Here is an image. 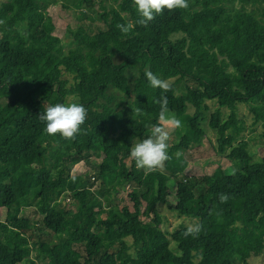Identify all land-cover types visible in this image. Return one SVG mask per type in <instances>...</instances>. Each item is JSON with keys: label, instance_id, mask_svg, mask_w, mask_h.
Returning <instances> with one entry per match:
<instances>
[{"label": "trees", "instance_id": "obj_1", "mask_svg": "<svg viewBox=\"0 0 264 264\" xmlns=\"http://www.w3.org/2000/svg\"><path fill=\"white\" fill-rule=\"evenodd\" d=\"M105 1L92 16L61 2L75 18L64 45L50 13L35 11L23 26L15 0H0V264H249L264 253V145L254 161L238 110L248 106L264 128V0H188L187 9L164 10L127 36L116 25L139 18L132 0ZM146 69L194 87L154 89ZM162 96L182 121L172 140L189 151L207 124L217 136L210 148L233 171L189 176L179 143L169 144L164 168H136L131 145L157 123ZM73 101L87 109L76 138L45 134L44 109ZM136 107L147 115L133 116ZM89 157L98 161L95 189L89 174L73 173ZM126 192L131 205L120 199ZM159 205L201 231H165Z\"/></svg>", "mask_w": 264, "mask_h": 264}, {"label": "rangeland", "instance_id": "obj_2", "mask_svg": "<svg viewBox=\"0 0 264 264\" xmlns=\"http://www.w3.org/2000/svg\"><path fill=\"white\" fill-rule=\"evenodd\" d=\"M61 2L71 5L75 11H88L89 16H92L95 12L101 11L100 0H84L79 6L72 5L74 2L69 0H15L16 12L13 17L16 19V21L24 26V23L28 22L31 13L35 11L40 13H50L52 18H54V20L57 22L58 36L63 40L64 45H67L68 42H70V38L66 31L68 26L74 23L75 18L66 12V10L61 8ZM105 4L117 6V1L106 0ZM169 82L170 84L175 85L176 94H181L187 87H194V84L189 80L177 82L176 79H172L169 80ZM208 104L211 108L210 113L217 109V104L215 102L210 101ZM189 112H194V109L191 106L189 107ZM222 113L223 117H227L229 111L227 109H222ZM238 115L240 119L246 121L248 129L245 132V138L249 141L250 150L255 154L254 161H260L257 150L259 146L264 145V128L262 124L253 125V114L249 111L248 106L240 105ZM204 127L206 134L195 136L193 148L189 151L187 150V145L181 139L172 140L175 130H171L168 144L174 145L179 143V147L182 149V151L189 153L187 156L189 161L187 173L189 176L209 178L218 167H223L230 172L233 171L230 162L221 156L215 155L213 150L210 148V143L208 141L209 139L214 144L217 143L216 132L211 130L207 124L204 125ZM95 163H98V161L94 157H89L88 160L85 158L73 167V173H87L89 176H91V182L94 184V189L100 186V180L95 177V173L98 168ZM120 199L121 201L131 205L130 199L127 196V192L120 195ZM60 201L63 202L65 207L69 208L70 199L61 197ZM158 211L162 222V228L169 233H172L183 226H187L189 223H196L194 219L180 216L177 213L171 212L165 205H159ZM30 217L33 220L40 219L36 210L32 211ZM5 218L6 214L4 212H0V220H5ZM149 225V219L144 220L142 223V229L144 231L147 230ZM27 233L30 235L31 231H27ZM172 249H176L175 243H172ZM236 262V264H242L239 259H237ZM249 264H264V253L258 256H252L249 259Z\"/></svg>", "mask_w": 264, "mask_h": 264}, {"label": "clouds", "instance_id": "obj_3", "mask_svg": "<svg viewBox=\"0 0 264 264\" xmlns=\"http://www.w3.org/2000/svg\"><path fill=\"white\" fill-rule=\"evenodd\" d=\"M138 19L135 22L129 21L126 24L120 23L116 27L127 36L136 25L147 26L164 10L187 9L188 0H132ZM149 85L154 89L163 92L171 90L169 80L161 79L150 70L144 73ZM159 105L157 123L148 126L149 135L147 138L135 142L131 145L129 159L135 162L137 169L144 170L145 174L152 173L164 168L167 161L172 159L169 154V144L171 130L182 127V121L169 111L168 99L162 96L154 101ZM133 116L140 117L147 114L140 108L132 109ZM87 118V109L78 102L55 103L48 105L39 115V119L45 124L44 133L49 136L59 134L67 140H74L81 132L82 125ZM182 155L180 151L175 153L176 158ZM227 195L220 194V203L227 202ZM201 225L189 223L183 235L185 237L196 235L201 231Z\"/></svg>", "mask_w": 264, "mask_h": 264}]
</instances>
